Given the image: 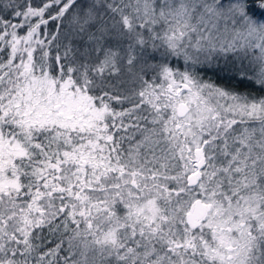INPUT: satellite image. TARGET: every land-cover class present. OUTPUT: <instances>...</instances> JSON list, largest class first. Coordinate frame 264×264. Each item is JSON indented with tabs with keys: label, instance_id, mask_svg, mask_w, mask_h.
I'll list each match as a JSON object with an SVG mask.
<instances>
[{
	"label": "snow or ice",
	"instance_id": "snow-or-ice-1",
	"mask_svg": "<svg viewBox=\"0 0 264 264\" xmlns=\"http://www.w3.org/2000/svg\"><path fill=\"white\" fill-rule=\"evenodd\" d=\"M0 264H264V0H0Z\"/></svg>",
	"mask_w": 264,
	"mask_h": 264
},
{
	"label": "trees",
	"instance_id": "trees-1",
	"mask_svg": "<svg viewBox=\"0 0 264 264\" xmlns=\"http://www.w3.org/2000/svg\"><path fill=\"white\" fill-rule=\"evenodd\" d=\"M209 75H211V73H209Z\"/></svg>",
	"mask_w": 264,
	"mask_h": 264
}]
</instances>
